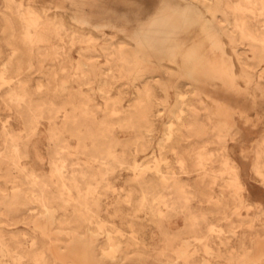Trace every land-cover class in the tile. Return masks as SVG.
Instances as JSON below:
<instances>
[{
	"label": "rangeland",
	"instance_id": "1",
	"mask_svg": "<svg viewBox=\"0 0 264 264\" xmlns=\"http://www.w3.org/2000/svg\"><path fill=\"white\" fill-rule=\"evenodd\" d=\"M78 1L0 0V264H264V0H194L216 88L127 47L178 0Z\"/></svg>",
	"mask_w": 264,
	"mask_h": 264
},
{
	"label": "bare ground",
	"instance_id": "2",
	"mask_svg": "<svg viewBox=\"0 0 264 264\" xmlns=\"http://www.w3.org/2000/svg\"><path fill=\"white\" fill-rule=\"evenodd\" d=\"M71 1L75 7L76 14L84 18L85 15L80 11V1ZM120 1L116 0L118 3ZM237 11L239 12L240 10ZM241 16L243 17L244 15ZM248 19L247 22L250 20ZM101 26H106L105 22ZM251 28L249 29L254 31L256 29ZM123 32L126 35L124 38L128 42V48H135L138 53H142L150 62L163 63L162 59H167V61L179 63L178 65L187 73L188 79L195 84L196 88L201 83L209 82L211 78L216 79L217 82L214 84L216 88L221 83L218 82L223 79V73H227V76L234 80L233 64L226 56L223 47L224 30L218 23L206 15L194 0L187 2L180 0L168 3L159 2L151 22L141 31L136 42L132 41L135 32L131 28L123 29ZM262 34L257 33L255 36L260 37ZM230 89L233 90L232 88ZM204 90L206 91V89ZM263 167L264 164L261 163L257 167L258 172ZM261 181L264 183V177L261 178Z\"/></svg>",
	"mask_w": 264,
	"mask_h": 264
}]
</instances>
